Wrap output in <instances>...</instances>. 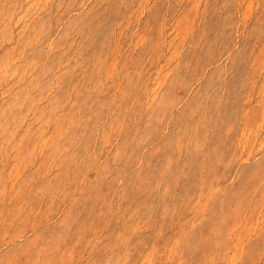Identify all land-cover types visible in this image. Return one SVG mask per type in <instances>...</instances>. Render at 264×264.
<instances>
[{
  "label": "rangeland",
  "instance_id": "rangeland-1",
  "mask_svg": "<svg viewBox=\"0 0 264 264\" xmlns=\"http://www.w3.org/2000/svg\"><path fill=\"white\" fill-rule=\"evenodd\" d=\"M0 264H264V0H0Z\"/></svg>",
  "mask_w": 264,
  "mask_h": 264
}]
</instances>
